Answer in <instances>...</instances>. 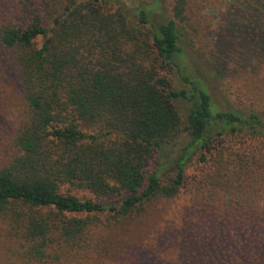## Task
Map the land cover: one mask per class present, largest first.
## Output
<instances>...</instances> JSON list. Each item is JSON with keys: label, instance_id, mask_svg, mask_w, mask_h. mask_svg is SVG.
Here are the masks:
<instances>
[{"label": "trees", "instance_id": "trees-1", "mask_svg": "<svg viewBox=\"0 0 264 264\" xmlns=\"http://www.w3.org/2000/svg\"><path fill=\"white\" fill-rule=\"evenodd\" d=\"M160 1L153 0L149 9L69 0L45 16L32 12L25 26H16L13 17L0 22V57L12 70L22 101L0 160V217L9 233L18 227L21 239L34 243L37 256L54 232V242L76 246L89 215L125 219L140 215L152 201L180 198L184 167L196 154L203 158L214 139L240 135L264 141V113L221 110L200 80L182 73L179 80L187 88L175 90L159 74V67L168 68L182 54L177 24L185 20V0H172L170 17L157 21ZM240 11L247 30H236L250 31L257 52L264 0L244 1ZM177 101L188 104L183 118ZM157 157V169H150ZM169 166L172 175L164 178L161 170ZM253 170L264 176L259 146L248 155L230 156L224 173L236 186L219 199V216L213 215L211 199L199 204L203 217L196 225L179 212L184 220L179 228L210 231L208 237L223 251L231 249L226 237L234 230L236 264H264V214L240 197L257 190ZM19 206L27 217L16 211ZM42 209L54 214L40 215ZM66 214L86 218L65 219Z\"/></svg>", "mask_w": 264, "mask_h": 264}, {"label": "rangeland", "instance_id": "rangeland-1", "mask_svg": "<svg viewBox=\"0 0 264 264\" xmlns=\"http://www.w3.org/2000/svg\"><path fill=\"white\" fill-rule=\"evenodd\" d=\"M67 1L0 0V22L13 17L11 20L16 26H25L33 17L32 12H37L39 17L45 16L50 14L49 9L63 6ZM110 1L121 3L126 8H151L153 0ZM171 1H160V7L155 11L158 13L157 21L170 17ZM244 1L248 0H185V20L177 24L182 54L174 57L168 68L159 67L158 72L175 90L187 88L179 80L182 73L200 80L214 105L221 110L255 109L264 113V18L257 27L262 34V46L253 52L250 31L236 30L239 26L247 30L240 11ZM155 66H159L158 63ZM14 79L12 70L0 57V160L5 158L2 150L22 110ZM175 105L183 118L188 104L177 101ZM183 138L182 135L178 141L183 142ZM218 139L212 141L203 158L199 159L196 154L184 167V187L180 198L170 202L152 201L145 205L143 213L125 219L113 218L111 214L89 215L87 229L76 246L54 242L57 237L54 232L49 234L51 240L40 248V256H37L31 250L34 243L21 239L17 234L21 233L17 232L20 230L18 227L14 234L9 233L8 223L0 217V264H236L237 253L233 251L236 244L231 243L234 230H229L226 237L231 249L223 251V247L208 237L210 231L179 228V224L184 223L179 214L182 209L189 222L196 225L203 217L199 204L204 205L209 199L216 209L213 215L221 214L219 199L230 196V191L233 192L236 186L235 178L224 173L230 156L242 152L248 155L257 146L264 155V146H261L264 141L259 143L240 135ZM157 163L158 157L149 168L157 169ZM253 172L258 179L261 174ZM171 175V166L161 170V176H166L164 178ZM258 181L253 185L257 188L255 193L241 192L240 197L264 214V176ZM227 187L230 191L224 193ZM73 194L79 198H91L83 192ZM190 206L192 210L188 213ZM16 211L27 217L25 207L19 206ZM39 214L51 216L54 213L42 209ZM72 217L86 218L84 215H64L65 219ZM52 220L47 219L49 223Z\"/></svg>", "mask_w": 264, "mask_h": 264}]
</instances>
